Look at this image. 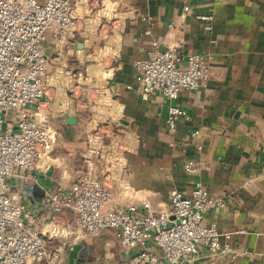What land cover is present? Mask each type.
I'll return each mask as SVG.
<instances>
[{
	"label": "crops",
	"instance_id": "crops-1",
	"mask_svg": "<svg viewBox=\"0 0 264 264\" xmlns=\"http://www.w3.org/2000/svg\"><path fill=\"white\" fill-rule=\"evenodd\" d=\"M76 11L79 28L74 36L58 49L51 33L46 42L53 61L49 68L56 78L49 82L53 104L47 112L56 117L61 133L53 164L38 171L37 183L24 185L28 205L38 212L41 226L51 231L54 220L64 232L71 217L61 207H45L44 191L68 190L86 165L92 173L103 172L93 168L96 156L87 152L82 136L78 110L86 105V97L75 98L74 93L65 97L61 86L65 92L74 90L63 84L72 70L67 55L76 51L80 67L89 56L83 37L95 31V37L102 39L108 26L109 35L116 38L111 45L114 52L102 83H97V99L87 100L96 105L105 102L135 139L124 151L120 169L104 178L115 189L114 200L132 202L140 210L145 203L165 209L171 189L188 196L200 182L212 196L226 200L224 207L210 208L204 221L230 233V251L212 255L202 247L198 255L178 264H264V0H92ZM179 43L184 53L206 55L211 76L205 86L179 92L175 103L186 113L176 131L169 132V101L159 93L140 96L128 85H136L135 60L147 58L155 46L164 51ZM62 108L76 117L75 124L66 122L65 111L59 112ZM188 160L197 165L196 172L185 170ZM146 249L164 257L152 240ZM139 250L123 247L116 232L106 229L90 238H67L60 264H152L138 255Z\"/></svg>",
	"mask_w": 264,
	"mask_h": 264
},
{
	"label": "built area",
	"instance_id": "built-area-1",
	"mask_svg": "<svg viewBox=\"0 0 264 264\" xmlns=\"http://www.w3.org/2000/svg\"><path fill=\"white\" fill-rule=\"evenodd\" d=\"M91 2L0 0V264H60L67 238H90L106 229L116 232L123 247H139L138 255L152 264H178L198 255L202 247L212 255L227 254L230 233L204 221L210 208H222L226 200L212 196L200 182L188 196L171 189L165 209L145 203L140 210L132 202L114 200V187L104 181L111 169L100 164L103 172L92 173L86 165L68 190L58 187L42 196L45 207H61L70 214L64 232L54 220L51 231L46 230L38 212L29 207L22 187L37 183L38 171L53 164L61 133L56 117L47 112L53 104L49 82L54 74L49 72L53 61L46 42L51 33L58 49L74 36L79 28L76 10ZM151 26L152 21L146 33ZM134 68L136 85L129 88L143 97L159 93L169 101V132L176 131L186 113L175 103L179 92L197 90L211 76L206 55L184 53L180 43L164 51L155 46L147 58L134 61ZM122 157L116 158V169ZM185 170L194 173L197 165L188 160ZM13 187L18 191L12 193ZM148 240L162 249L163 258L146 249Z\"/></svg>",
	"mask_w": 264,
	"mask_h": 264
},
{
	"label": "rangeland",
	"instance_id": "rangeland-1",
	"mask_svg": "<svg viewBox=\"0 0 264 264\" xmlns=\"http://www.w3.org/2000/svg\"><path fill=\"white\" fill-rule=\"evenodd\" d=\"M94 32L89 37H83V40H88L86 44L89 51L86 54L89 56L87 57V61L84 60V63L81 64L80 67L77 65L78 59L76 58V51H71L67 55V67L69 69L72 68V70L63 81V84L72 86L74 90L73 92H65L62 89L65 87L61 86V91L65 97L71 96L73 93L75 98H81L82 95L86 97V105L79 106L78 111L81 112L82 115L81 129L85 131L82 136L87 140V152L89 150V153L92 154V156H96V158L93 157L96 159L93 168H98L100 167V164H103L106 165V168L116 170V167L114 166L116 164V158H121L123 151L129 148L131 149L135 143V139L134 136L128 132L127 128H125L114 116L115 114H113L112 109L104 104L105 102L96 105L94 101L90 104L91 101L87 100L88 96L93 100L97 99V92H95V90H97L102 83V78L105 76L104 69L107 65L109 55L114 52L111 45L116 43L115 36L109 35L108 26L103 28L102 39L95 37ZM94 39H98V41L93 42ZM94 43L96 44L95 48L93 46ZM65 55L66 53L63 52V56ZM58 71L61 72V70ZM49 72L50 75L53 74L52 72H54V69L50 67ZM77 78H80L79 81ZM53 80H56V78L53 77ZM75 82L80 85L76 87ZM54 83L59 87L57 81H54ZM57 94L60 96L61 92H57ZM58 98L59 97H57V99ZM73 109L75 108L73 107ZM120 164L121 161L116 165L118 166V169H120ZM11 179L16 182L13 178ZM22 188H24V186ZM16 191H18L16 187L11 189L12 193H15Z\"/></svg>",
	"mask_w": 264,
	"mask_h": 264
},
{
	"label": "water",
	"instance_id": "water-1",
	"mask_svg": "<svg viewBox=\"0 0 264 264\" xmlns=\"http://www.w3.org/2000/svg\"><path fill=\"white\" fill-rule=\"evenodd\" d=\"M64 114L66 115V117H65L66 122H68L69 124H75L76 123L77 119L75 116L69 115V114H67V112H65Z\"/></svg>",
	"mask_w": 264,
	"mask_h": 264
}]
</instances>
